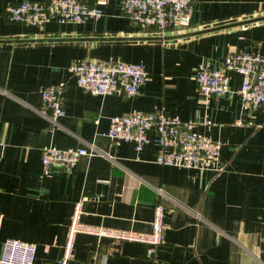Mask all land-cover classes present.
I'll return each instance as SVG.
<instances>
[{"label":"crops","instance_id":"0c3cea01","mask_svg":"<svg viewBox=\"0 0 264 264\" xmlns=\"http://www.w3.org/2000/svg\"><path fill=\"white\" fill-rule=\"evenodd\" d=\"M19 1L0 0V254L6 237L18 238L36 245L34 264H58L76 201L83 223L147 232L159 198L155 259L145 242L76 231L68 263L264 264V107L242 102L235 70L230 90L206 99L195 81L200 66L218 69L233 52L264 55V0H193L189 26L164 37L125 16L121 0H91L98 20L42 27L9 21ZM89 59L142 64L148 75L131 96L91 93L69 70ZM49 83L65 86L53 129L36 109ZM160 106L219 141L221 169L158 164L153 131L140 150L107 134L112 115ZM47 143L97 150L72 170L47 169Z\"/></svg>","mask_w":264,"mask_h":264},{"label":"built area","instance_id":"2783aa9c","mask_svg":"<svg viewBox=\"0 0 264 264\" xmlns=\"http://www.w3.org/2000/svg\"><path fill=\"white\" fill-rule=\"evenodd\" d=\"M121 12L131 20L146 27H153L164 37L170 29L189 26L193 13V0H121ZM102 9L91 0H20L9 6L11 22L42 27L51 20L58 23H82L98 20ZM69 70L77 83L95 94L131 96L147 78L148 71L142 64L111 60H80ZM235 70L242 75L238 94L244 104L264 107V55L260 52L237 51L229 54L218 69L202 65L195 73L197 89L203 99L211 94L230 90L227 72ZM37 111L47 119L53 129L65 113V86L61 83L43 84L39 88ZM207 125L211 124L206 119ZM154 132L157 145L155 161L161 165L221 169L219 141L208 134L196 132L192 121H183L169 113L163 106L149 110H135L112 115L107 134L113 139L130 140L136 150L150 141ZM93 146L59 147L47 143L41 147V162L47 169L61 167L72 170L83 155L96 153ZM159 195L165 194L157 187ZM82 200L74 203L70 214L67 243L58 264H69L71 245L76 231H87L116 239L141 241L148 244L146 256L155 259L157 247L163 242L164 206L157 198L153 205L151 229L147 232L92 225L80 221ZM36 245L18 238L6 237L2 242L0 264H34Z\"/></svg>","mask_w":264,"mask_h":264}]
</instances>
